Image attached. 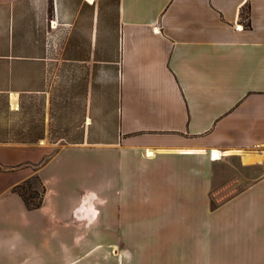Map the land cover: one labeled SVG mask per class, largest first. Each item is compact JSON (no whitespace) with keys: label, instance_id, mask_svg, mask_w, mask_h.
Returning <instances> with one entry per match:
<instances>
[{"label":"crops","instance_id":"crops-1","mask_svg":"<svg viewBox=\"0 0 264 264\" xmlns=\"http://www.w3.org/2000/svg\"><path fill=\"white\" fill-rule=\"evenodd\" d=\"M62 4L0 0V264H143L146 233L168 227L211 241L202 264H264L236 240L264 224V0H117L85 18ZM67 22L90 52L70 55L69 88H47L43 46ZM100 147L117 157L112 214L89 160ZM46 156L76 180L31 211L14 188Z\"/></svg>","mask_w":264,"mask_h":264},{"label":"rangeland","instance_id":"rangeland-1","mask_svg":"<svg viewBox=\"0 0 264 264\" xmlns=\"http://www.w3.org/2000/svg\"><path fill=\"white\" fill-rule=\"evenodd\" d=\"M63 1V7H64V3L65 0ZM75 1L76 4L79 5H84L83 10L81 12V15H83V18H85L86 15L91 16L93 14V11L95 12L96 6L97 5H103L106 3H110L112 5H116L117 0H107L104 2H97L96 0L93 1V3L96 1V3H94V5L92 6L90 3H88L86 0H73ZM82 2V4H81ZM86 6H92L91 9L86 8ZM78 7V9H79ZM104 9H99V12L96 14V18H95V25L97 27H99V30H102L103 27V22H104V16L107 15L106 13H104ZM52 15V13H51ZM63 16H69V13H63ZM100 16V17H99ZM68 21V20H67ZM93 22V21H92ZM92 22H88V25H86V28L89 30L92 28ZM62 36H61V41L58 40V42L54 43L53 39L47 36V40L43 46L44 49V55H45V64H46V70H45V84L47 88H59L60 85H62V88H69L71 86V81L73 80L71 73L73 70L72 66H75V63L69 62V58L71 54H75L74 52H78L81 54H85L86 52L89 53L90 52V46L86 45V44H79V45H75V44H71L69 42V30H70V25L69 22H67L66 24H63L62 26ZM51 37H53L52 35H49ZM85 56V55H84ZM89 68L92 65H87ZM83 65V66H85ZM103 68V75L101 76V78L103 77V80H106L108 78L107 75V70L105 65L102 66ZM54 82L56 85H54ZM98 86H95V88ZM90 152L92 153L89 158V160L92 161V165L93 167H98L101 169V171H97L93 174L94 176V187H98V188H103L104 189V194H102L104 197H106V199L110 202L109 203V208H110V212L111 214L113 213L112 209L116 208V200L114 202L115 199V195L117 192V187L116 186V181L114 180V177H116V175H118V166H117V157L116 155H108V151L105 149H102V147L98 148V149H93L90 150ZM82 159L80 157H78V155L74 158L68 159V160H57V162L55 163L58 167H59V171H60V167L63 166H67V165H71V166H80L82 164H84V162H81ZM53 162L52 157L51 156H46L44 157L41 162L39 163L40 166L37 168H35V170L38 172H36V174H38L44 184L45 190H46V186H51L52 184H57L58 182H66V183H70L71 185L73 184V180L76 178H73L71 175V177L66 178L65 176H63L62 174L55 172V166L52 165L51 163ZM54 167V168H53ZM57 167V168H58ZM34 174L33 177L36 175ZM76 175L78 174H74V177H76ZM32 177V186L34 189L38 190V191H42L40 184ZM76 183V182H75ZM97 183V184H96ZM109 187H108V186ZM105 187L109 188V191L107 193V195H105V193L107 192ZM108 190V189H107ZM115 214V213H114ZM108 214H106L104 216V219H107V224L110 222H112L113 220V216H107ZM261 218L264 220V211H261ZM262 220V221H263ZM180 223L185 224L183 222V220H179ZM249 222H247V224H249ZM256 223L254 221V228H253V233L254 236L253 237H247V238H241V237H237V242H246V241H251L253 240V244L255 246V248L260 247L264 249V224H260L261 228L260 230H258V233L260 235H257L256 230ZM207 225L210 224L209 221H207L206 223ZM98 227V224H94L92 226V228H96ZM80 228V227H79ZM83 228V227H81ZM172 230V231H171ZM165 232H163L161 235L162 236H157L154 231L153 232H148L146 233L147 236L143 238V240H145L144 242L147 243L145 245H148L149 247H151L150 252L147 251L148 254V258L149 256L151 257V261L148 262H144L143 264H198L199 260L203 261V256H204V251L200 250L197 251L196 247L198 246L199 242L202 243V245L204 244V246L202 247H206L208 248V246H212L211 241L208 240V238H204V237H200L199 235H195L191 238L188 237L187 233L188 231H182L177 227H173L170 228L168 227V231L167 233H169L168 237H166L165 235H163ZM173 233V234H172ZM85 240V237H80L79 238V242L81 241V243H83V241ZM89 240L90 239H86ZM100 240L98 238H94V241L91 242V244L93 243V245L95 243H97ZM189 248V249H188ZM199 248V247H198ZM228 250H226L225 252H227ZM145 253V255H147ZM227 254V253H225ZM209 254L207 253V256ZM206 256V257H207ZM209 255L206 259H204V262H209V260H213L212 256ZM166 258V260H165ZM264 260V252L262 253H254V260ZM130 264V263H127Z\"/></svg>","mask_w":264,"mask_h":264},{"label":"trees","instance_id":"trees-1","mask_svg":"<svg viewBox=\"0 0 264 264\" xmlns=\"http://www.w3.org/2000/svg\"><path fill=\"white\" fill-rule=\"evenodd\" d=\"M39 166L40 164L38 165V167ZM33 178L40 184L42 189L41 192L33 188L32 178L26 180L25 182L14 188V192L22 197L25 205L31 211L42 207L46 193L43 181L40 176L36 174Z\"/></svg>","mask_w":264,"mask_h":264},{"label":"bare ground","instance_id":"bare-ground-1","mask_svg":"<svg viewBox=\"0 0 264 264\" xmlns=\"http://www.w3.org/2000/svg\"><path fill=\"white\" fill-rule=\"evenodd\" d=\"M93 1H94V0H88V2H91V3H93ZM216 154H217V155H216ZM219 155H221V154H219L218 152H216V153L214 154V156H215L216 159H218Z\"/></svg>","mask_w":264,"mask_h":264},{"label":"built area","instance_id":"built-area-1","mask_svg":"<svg viewBox=\"0 0 264 264\" xmlns=\"http://www.w3.org/2000/svg\"><path fill=\"white\" fill-rule=\"evenodd\" d=\"M86 1L88 2V0H86ZM88 3H90V2H88ZM94 3H95V2H94ZM94 3H90V4H94ZM213 159H216L214 155H213Z\"/></svg>","mask_w":264,"mask_h":264},{"label":"water","instance_id":"water-1","mask_svg":"<svg viewBox=\"0 0 264 264\" xmlns=\"http://www.w3.org/2000/svg\"><path fill=\"white\" fill-rule=\"evenodd\" d=\"M217 155V154H216Z\"/></svg>","mask_w":264,"mask_h":264}]
</instances>
